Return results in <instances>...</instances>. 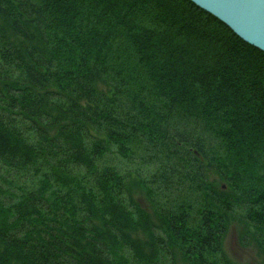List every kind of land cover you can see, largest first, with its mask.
I'll list each match as a JSON object with an SVG mask.
<instances>
[{
	"label": "trees",
	"instance_id": "trees-1",
	"mask_svg": "<svg viewBox=\"0 0 264 264\" xmlns=\"http://www.w3.org/2000/svg\"><path fill=\"white\" fill-rule=\"evenodd\" d=\"M232 225L264 264L263 52L188 0H0V264H236Z\"/></svg>",
	"mask_w": 264,
	"mask_h": 264
},
{
	"label": "water",
	"instance_id": "water-1",
	"mask_svg": "<svg viewBox=\"0 0 264 264\" xmlns=\"http://www.w3.org/2000/svg\"><path fill=\"white\" fill-rule=\"evenodd\" d=\"M264 53V0H188Z\"/></svg>",
	"mask_w": 264,
	"mask_h": 264
},
{
	"label": "rangeland",
	"instance_id": "rangeland-1",
	"mask_svg": "<svg viewBox=\"0 0 264 264\" xmlns=\"http://www.w3.org/2000/svg\"><path fill=\"white\" fill-rule=\"evenodd\" d=\"M12 179L13 178H11L10 180ZM13 184L18 186L14 188L17 190L20 188L24 191H28L29 189H31V187L27 186L28 184L17 179L13 180ZM17 190L16 193H18ZM239 232L240 229L237 225H232L229 228L224 242V251L226 255L236 264H262L261 260H259V257L256 255L257 252L254 247H244L240 244L241 242L239 241ZM125 252L127 256L131 258L130 252L128 250H125Z\"/></svg>",
	"mask_w": 264,
	"mask_h": 264
}]
</instances>
